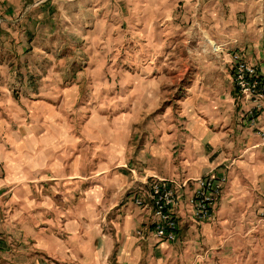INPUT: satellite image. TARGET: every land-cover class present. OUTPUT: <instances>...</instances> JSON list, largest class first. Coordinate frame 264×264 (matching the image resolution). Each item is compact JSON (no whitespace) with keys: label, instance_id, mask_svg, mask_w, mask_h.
<instances>
[{"label":"rangeland","instance_id":"obj_1","mask_svg":"<svg viewBox=\"0 0 264 264\" xmlns=\"http://www.w3.org/2000/svg\"><path fill=\"white\" fill-rule=\"evenodd\" d=\"M53 2L49 14L6 16L0 10L1 151H15L19 135L56 134L65 143L57 144L61 153L71 150L63 156L59 148L50 149L53 161L61 158L57 168L71 170L76 162L92 173L105 168L107 186L116 183L112 169L125 177L139 171L140 179L182 183L174 177L201 160L195 156L198 127L218 133L215 124L244 111L241 140L248 129L264 139L257 128L264 101L249 126L245 115L255 103L236 90L229 64L238 53L264 74V0ZM24 153L34 161L25 168H55L52 162L43 165L46 160L32 149ZM234 154L224 165L213 166L219 164L215 159L208 167V177L225 179L222 189L227 169L218 170L229 167ZM201 177L207 176L189 182ZM226 194L214 205L211 221L194 222L203 225L200 236L198 231L185 235L181 246L168 244L157 264H264V197L258 216L263 223L255 227L233 211V202L255 199L252 192L236 186ZM227 201L232 203L221 211ZM0 226V264H20V246L28 241L20 235L21 224Z\"/></svg>","mask_w":264,"mask_h":264},{"label":"crops","instance_id":"obj_2","mask_svg":"<svg viewBox=\"0 0 264 264\" xmlns=\"http://www.w3.org/2000/svg\"><path fill=\"white\" fill-rule=\"evenodd\" d=\"M35 1L0 0V10L5 11L6 16L13 12L15 15L23 16L30 10L35 14L44 12L49 14L54 10V0L49 2L47 0V3L42 2L28 9V3L33 4ZM19 24L17 26L20 27ZM260 69L263 72V69ZM243 112L230 115L224 125L215 124L218 133H213L205 126L198 127L195 156L201 157V160L197 159L194 166L188 170H181L179 175L182 176L174 178L186 181L197 175L208 176V167L210 163L213 164V160L217 159L219 163L213 166L224 165L226 159H232L233 151L238 153L237 156L234 154L236 159L230 162L229 167L218 170L221 173L227 169L228 175L220 198L225 196L229 188L231 190L236 186L252 192L251 197L255 199L247 200L243 204L233 202V211L237 212V216L242 215L253 226L259 227L263 223L258 216L264 197V139L248 129L247 135L241 140L239 134L240 131L244 132L241 123ZM257 128L264 133V109L257 120ZM38 135L33 133L29 136L27 134L16 136L15 151L0 150V213H2L0 223L4 228L21 224L20 235L22 239L28 240L20 246L19 263L157 264L159 261L162 262L161 259L156 258L162 253L165 254L170 249V245L159 243L152 235L147 234L146 238H142L136 234L139 228L145 229L149 224V212L133 203L134 197L142 195L140 183L148 178L140 179L144 174L139 171L138 175L129 174L125 177L123 172H113L112 169L109 175H113L111 180L115 178L116 183L107 186L106 177L103 176L107 172L103 171L105 168L97 171L98 173H92L86 164L77 167L78 162L71 170L57 168V160L61 158L58 157L55 161L53 159L56 153H61L62 147H57L60 142L64 143L60 138L61 135L60 137L56 134ZM242 144H244L243 150L239 151L238 148ZM28 148L32 149L33 155H41L43 160H46L43 165L52 162L55 168L51 170L25 168L24 166L34 163L24 153ZM55 148H59V152L50 150ZM70 154L71 150L61 153L63 156ZM86 157L85 154L83 158ZM144 173L155 176L152 172ZM91 179H93L92 183ZM125 181L128 182L127 186L121 187L120 184ZM192 190L193 186L189 183L185 196L190 195ZM229 203L232 202L227 201L221 211L226 209ZM243 207L248 208L243 209ZM246 214L248 216H245ZM179 215L176 241L178 244L175 242L177 246L185 243L182 240L185 235L190 236L199 231L200 236L203 229V225L194 223L187 206H181ZM187 246L189 248L188 244Z\"/></svg>","mask_w":264,"mask_h":264},{"label":"built area","instance_id":"obj_3","mask_svg":"<svg viewBox=\"0 0 264 264\" xmlns=\"http://www.w3.org/2000/svg\"><path fill=\"white\" fill-rule=\"evenodd\" d=\"M233 82L236 90L244 94L255 106L245 115L249 126L255 125V117L260 109V102L264 101V74L262 71L242 60L241 55H230ZM224 178L207 176L193 181L178 183L173 179L151 177V182H142L141 196L133 198L137 207L145 208L149 212L148 235H152L159 243L173 244L177 241L179 231L180 207L187 206L194 222L205 223L213 217V207L221 194V184ZM149 180V181H150ZM194 188L192 193L185 196L189 183ZM188 183V184H187ZM264 218V212L262 214ZM145 230L139 229L136 234L143 237Z\"/></svg>","mask_w":264,"mask_h":264},{"label":"trees","instance_id":"obj_4","mask_svg":"<svg viewBox=\"0 0 264 264\" xmlns=\"http://www.w3.org/2000/svg\"><path fill=\"white\" fill-rule=\"evenodd\" d=\"M230 74H232V72H230ZM146 228L148 229V227H146ZM146 228H145V229H146Z\"/></svg>","mask_w":264,"mask_h":264}]
</instances>
